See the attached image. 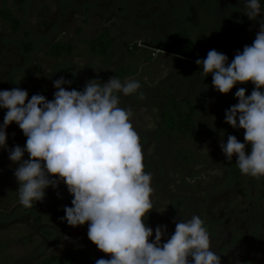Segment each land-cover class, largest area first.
<instances>
[{
  "label": "rangeland",
  "instance_id": "1",
  "mask_svg": "<svg viewBox=\"0 0 264 264\" xmlns=\"http://www.w3.org/2000/svg\"><path fill=\"white\" fill-rule=\"evenodd\" d=\"M189 1L198 5L195 25L184 19L186 4L180 0H0V7L7 2L20 20L16 35L0 20V90L19 87L28 92L29 99L42 94L52 100L53 81L61 76L72 81L64 85L66 89L82 91L91 79L107 82L115 70L136 67L133 75L121 81L135 79L141 87L131 95H117L118 106L132 112L130 123L140 138L144 171L152 177L153 210L144 220L153 229L149 242L155 240L158 225L167 226L162 237L165 243L175 232L173 221H188L197 215L209 234L210 250L220 256L221 264H264V256L255 255L258 247L249 238L245 217L254 212L264 215L251 206L261 196L255 178L241 174L238 168L235 181L236 157L228 161L220 148L228 135L244 142L245 130L224 121L225 110L238 103L235 92L246 89V84L238 83L228 94H221L212 87V75L206 77L202 66L195 63L197 59L148 45L181 40L198 59L215 49L232 61L235 32L226 26L235 20L226 19L224 13L235 7V0ZM212 7L219 12L214 17ZM103 29L110 30L115 42L105 57L96 59L78 42ZM57 40L70 43L75 54L59 60L45 57L46 48ZM127 42L139 48L136 58L130 59L126 53ZM163 90H170L183 110L188 103L196 106L193 119L202 127L200 134L162 133L159 116L167 98ZM6 111L0 108V125ZM209 116L216 117L214 123ZM6 132L12 143L0 148V264H36L44 256L63 258L73 250L79 252L77 264L110 259L89 240L88 223L71 227L62 222L63 207L73 199L63 182L57 189H45L44 200L31 208L19 203V183L14 176L18 165L9 160L8 153L16 145L23 147L27 138L15 122ZM205 146L208 152L203 150ZM250 151L246 145V152ZM260 179L264 181V177ZM258 226L256 230L264 234L262 224Z\"/></svg>",
  "mask_w": 264,
  "mask_h": 264
},
{
  "label": "clouds",
  "instance_id": "2",
  "mask_svg": "<svg viewBox=\"0 0 264 264\" xmlns=\"http://www.w3.org/2000/svg\"><path fill=\"white\" fill-rule=\"evenodd\" d=\"M245 7L250 20L261 15L260 0H247ZM195 63L206 77L212 75V87L221 94H228L238 83L254 85L250 95L239 88L238 103L225 110L224 122L244 129V142L228 135L220 148L228 161L236 157L241 174L264 177V23L253 43L237 51L230 63L215 49ZM97 81H87L82 91L68 90L64 85L72 81L61 76L53 81L52 100L42 94L29 99L19 87L0 90V108L7 109L0 125V148L7 147L6 129L13 122L27 138L23 147L16 145L8 153L18 165L14 176L19 203L31 208L44 200L45 189H57L63 182L73 199L71 207H63L62 222L71 227L88 223L89 240L111 257L96 264H221L197 215L173 221L175 232L165 243L167 226L158 225L155 240L149 242L153 229L144 220L153 210L152 177L144 171L140 138L130 123L132 112L118 106L117 95H131L141 85L115 76ZM207 119L214 123L216 117ZM203 150L208 152L207 146Z\"/></svg>",
  "mask_w": 264,
  "mask_h": 264
},
{
  "label": "trees",
  "instance_id": "3",
  "mask_svg": "<svg viewBox=\"0 0 264 264\" xmlns=\"http://www.w3.org/2000/svg\"><path fill=\"white\" fill-rule=\"evenodd\" d=\"M180 2L181 4H186V14L184 19L189 24L195 25L197 18V9L189 7V0H180ZM6 3L7 2H3L2 6L0 7V20L7 26L8 32L11 35H16L19 32L20 20L14 15L11 9L6 6ZM77 32H79V30H77ZM114 42L115 39L110 30L103 29L96 36L90 39L80 40L78 44L81 47L86 48L93 58L99 59L106 56L108 50L111 48ZM148 45L150 47H158V49L169 51L180 56L198 59L195 55L188 51L187 47L183 46V41L181 40L170 41L169 44H164L163 46H157V44L152 43H149ZM124 49L130 59H133L134 57L136 58V53L137 51H139V48L136 46V44L130 42L124 43ZM74 54L75 48L70 43L63 40H57L53 42L46 48L44 52L45 57L54 60L71 57ZM130 66L131 65H127L124 68L117 69L112 73V75L120 80H123L124 78L129 77L135 73L136 67L132 66L130 68ZM245 87L246 95H250L254 88V85L249 81L248 83H246ZM165 91L163 90L164 94H166L167 96L166 106L161 111L159 116V123L162 133L171 134L174 136H194L198 132V134H200V132L202 131V127L199 124L197 125V127L193 119L196 115V106L190 105L188 103L185 105L186 110H183L172 92L170 90ZM6 143L10 144L12 143V140L7 137ZM232 173L235 177V181L239 179L238 166L232 168ZM66 206L71 207V201L67 202ZM78 257V250H73L63 258L55 255L44 256L37 260L36 264H77Z\"/></svg>",
  "mask_w": 264,
  "mask_h": 264
},
{
  "label": "flooded vegetation",
  "instance_id": "4",
  "mask_svg": "<svg viewBox=\"0 0 264 264\" xmlns=\"http://www.w3.org/2000/svg\"><path fill=\"white\" fill-rule=\"evenodd\" d=\"M202 1V0H201ZM246 3L247 0H235V7L233 8H227V11H225L226 13H224L226 15V19L230 18L233 20H235L234 23L229 24L228 22V26H226V28H233V31L235 32V54L237 51L242 52L243 48L245 45H251L255 39L256 33L259 31L260 28V23H264V0H260L261 3V15L258 16L255 20H250L246 15H245V11H246ZM188 7V6H187ZM189 7H193L195 9L198 8V5L192 3L191 1H189ZM212 13L213 16L216 14H219V12H217L216 7L214 9V7H212ZM214 11V12H213ZM198 12V11H197ZM211 13V14H212ZM198 14V13H197ZM222 16V15H221ZM198 17V15H197ZM211 21V20H210ZM226 24V23H224ZM257 28V29H256ZM256 29V30H255ZM233 32V33H234ZM250 148L251 145L249 144ZM252 179H254L252 177ZM258 180V181H257ZM255 182H256V187L257 189H259V193H260V201L257 202L258 204L253 205L252 202L249 203V205H251L252 203V207L258 208L259 210L261 209L262 211H264V204L262 205L261 200L264 201V181L261 180L260 178H255ZM258 183V185H257ZM252 197V196H251ZM247 218V222H248V230L250 232V239L253 241V243L256 244V247H258V249H254L255 251H257V254H255L256 256H264V234H262V232H258L259 230V226L258 223L262 224V228H264V215H260V214H255L251 213V215H247L245 216ZM245 222L242 223V227L245 226L244 224ZM240 225H238L239 227ZM258 226V227H257ZM258 228V230H256ZM264 232V229H262ZM261 254V255H260Z\"/></svg>",
  "mask_w": 264,
  "mask_h": 264
}]
</instances>
